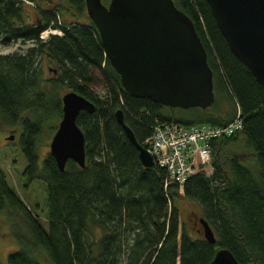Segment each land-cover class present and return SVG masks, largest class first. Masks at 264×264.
<instances>
[{
    "label": "trees",
    "instance_id": "16d2710c",
    "mask_svg": "<svg viewBox=\"0 0 264 264\" xmlns=\"http://www.w3.org/2000/svg\"><path fill=\"white\" fill-rule=\"evenodd\" d=\"M24 1L31 2L0 0V44L34 45L23 53L0 55V116L18 128L17 147L26 162L21 176L45 188V227L0 170V212L17 213L26 231L13 234L18 248L7 254L6 263L39 264L34 256L39 249L49 264H207L225 248L238 264H264V90L228 50L205 0L172 2L190 19L204 47L213 91L216 85L238 105L242 129L210 138L211 174L190 175L180 193L177 185L163 188V169L140 165L115 111H122L123 123L143 146L156 123L219 128L232 121L236 110L202 115L194 122L171 119L163 114L166 107L121 89L92 23L68 18L74 17L70 9L76 15L84 12L82 0H62L68 9L37 5L35 22L23 12ZM49 29L60 35L38 38ZM39 56L56 67L45 79ZM94 72L105 77L102 95L88 90ZM70 91L92 103L93 110L75 118L84 139V166L67 160L59 171L49 153L39 162L34 147L40 129L60 118L59 96ZM180 198L198 206L213 244L192 223L179 221Z\"/></svg>",
    "mask_w": 264,
    "mask_h": 264
},
{
    "label": "water",
    "instance_id": "95a60500",
    "mask_svg": "<svg viewBox=\"0 0 264 264\" xmlns=\"http://www.w3.org/2000/svg\"><path fill=\"white\" fill-rule=\"evenodd\" d=\"M96 30L103 54L129 96L149 99L167 108H198L213 103L212 73L206 52L190 19L172 0H82ZM230 53L264 90V0H205ZM60 118L48 143L49 155L59 171L67 160L84 166V139L75 124L77 114L91 113L93 105L74 92L61 95ZM116 122L137 152L143 168L151 158L122 121ZM13 135L6 137L11 141ZM204 241L214 243L210 227L197 219ZM207 264H238L221 248Z\"/></svg>",
    "mask_w": 264,
    "mask_h": 264
},
{
    "label": "rangeland",
    "instance_id": "374dc122",
    "mask_svg": "<svg viewBox=\"0 0 264 264\" xmlns=\"http://www.w3.org/2000/svg\"><path fill=\"white\" fill-rule=\"evenodd\" d=\"M104 2V4H106ZM40 6L41 10H49L50 7L55 5H60L61 7L68 9L67 4L62 0H31V2H23V12L27 15L28 20L35 22L37 19V9L36 7ZM71 13L74 14V17H68L71 20L75 18L76 20L86 22L88 17L85 11L81 15H76V13L71 10ZM65 15V14H64ZM59 16V15H58ZM51 33H48V30H45L41 33V38H45L49 34L60 35L55 33H60V31L49 29ZM55 31V32H54ZM48 33V34H47ZM43 34V35H42ZM43 36V37H42ZM46 36V37H45ZM39 38V37H38ZM43 39V40H45ZM32 43L22 44L20 41L10 43L9 45L0 44V55H10L12 53H23L27 48L33 47ZM39 69L41 71L42 78H47L49 75L55 73V65L50 63L44 56H39ZM94 81L91 85L88 86V90L94 94L102 95L103 86H105L106 80L101 72H94ZM220 88L215 85L213 96L214 100L210 107L200 111L198 108H165L163 114L169 116L171 119L177 118H201L202 115L210 114H224L232 115L234 109L236 113L239 111L236 109L235 104H231L230 101L226 100V97L223 95V92L219 90ZM63 94V93H62ZM61 94V95H62ZM61 96H59L60 99ZM119 104H122V101L119 100ZM234 106V108H233ZM164 107V106H163ZM236 115V114H235ZM59 118L51 119L47 125H44L40 129V133L36 137V145L34 147L35 154L39 159H43L49 152L48 143L56 129ZM197 125V124H196ZM52 127V128H51ZM17 126L7 125L2 117L0 116V170L2 171L6 184L11 188L22 200V202L29 207V210L33 215H36L40 224L45 227V188L42 184L34 181L30 184L26 183L24 177L21 176L23 169L26 166V162L18 150L17 147ZM12 134L13 139L7 141L6 137ZM209 163L211 164V155L209 157ZM181 190L179 191V193ZM176 207L179 211V221H185L190 224V220H194L197 223V218L199 217V208L198 206L186 199L180 198L176 202ZM197 228H199V225ZM194 227V224L191 225ZM195 230V228H193ZM23 233L26 235L25 227L20 216L17 213H11V210H4L0 212V264H7L6 257L7 254L17 250L18 243L13 237L14 233ZM94 235L98 232L96 230L92 231ZM201 236V233L198 234ZM34 256L36 257L39 264H49L44 253L36 249L34 251Z\"/></svg>",
    "mask_w": 264,
    "mask_h": 264
},
{
    "label": "built area",
    "instance_id": "2783aa9c",
    "mask_svg": "<svg viewBox=\"0 0 264 264\" xmlns=\"http://www.w3.org/2000/svg\"><path fill=\"white\" fill-rule=\"evenodd\" d=\"M48 33L51 31L48 30ZM39 38L44 39L41 34ZM234 104L239 111L238 105ZM239 118V113H236L232 121L219 128L209 125L183 126L173 122L150 126L151 132L142 144L152 165L164 171L163 188L177 185L180 191L190 175L199 173L209 176L212 171L209 163L210 138L230 136L240 131L242 125Z\"/></svg>",
    "mask_w": 264,
    "mask_h": 264
},
{
    "label": "flooded vegetation",
    "instance_id": "af4514ba",
    "mask_svg": "<svg viewBox=\"0 0 264 264\" xmlns=\"http://www.w3.org/2000/svg\"><path fill=\"white\" fill-rule=\"evenodd\" d=\"M177 120H180V121H188V122H194V118H177V117H175ZM191 223L192 224H194V227L193 228H195V230L198 232V233H201V229H200V226H199V228H197V223L196 222H194V220H191Z\"/></svg>",
    "mask_w": 264,
    "mask_h": 264
},
{
    "label": "bare ground",
    "instance_id": "6f19581e",
    "mask_svg": "<svg viewBox=\"0 0 264 264\" xmlns=\"http://www.w3.org/2000/svg\"><path fill=\"white\" fill-rule=\"evenodd\" d=\"M44 33V32H43ZM43 35V34H42ZM43 37V36H42ZM44 38V37H43Z\"/></svg>",
    "mask_w": 264,
    "mask_h": 264
}]
</instances>
